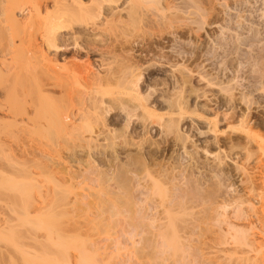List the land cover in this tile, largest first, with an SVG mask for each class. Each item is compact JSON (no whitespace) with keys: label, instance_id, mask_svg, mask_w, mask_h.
Listing matches in <instances>:
<instances>
[{"label":"rangeland","instance_id":"rangeland-1","mask_svg":"<svg viewBox=\"0 0 264 264\" xmlns=\"http://www.w3.org/2000/svg\"><path fill=\"white\" fill-rule=\"evenodd\" d=\"M2 1L6 3V1L4 0ZM193 1L192 0H146V2L143 3V1L138 0L137 2H140L139 3L140 5L138 6L136 4L137 2L135 3L136 5H134L135 10L138 9L137 12L133 10L135 13L132 11L133 15H130L129 17L127 13L125 14V12H122V14L120 15L122 17L118 16L117 14L119 19L117 18L115 14L116 18L113 17L114 23L112 22L113 24L112 29L108 30V32L106 31L107 29L102 32L100 31L101 35L98 34V38L97 37L95 38V36H93V34L95 35V32L92 29L94 28L93 24L97 22L98 19L94 18L95 19L94 21L93 18L87 17L85 15H84L85 17L82 16L83 18L82 17L79 18L78 16L75 17L76 20L77 19H80V20H77L75 23L74 21L72 22L73 24H75L74 28L78 31H81L82 35L85 32L86 36L85 34L83 36H85L84 38L87 37L85 39L87 41H84L83 39V41L79 43H84L85 47H87L89 43L90 45H88V47L96 48L99 50L101 49L100 51H102L101 53L97 51V54L96 52L93 53L92 57L99 58L100 54H105V53L107 54V56H110L111 54H115L114 56L116 57H113V55H111V57L113 58L112 60L115 61L114 62L115 64H113V66H116L115 68H118V70L119 69L122 70L124 68L122 66L126 67L128 65L127 68L128 70L129 69L130 70L128 71L126 68V71L128 72L127 74H130L131 72V74L134 75L136 72H137L136 74H138L139 72L138 78L140 79L137 78L139 81H137L138 84H137V87H135L139 91L136 89L135 90L139 92V94L143 93L146 99L148 98L146 103L144 101L145 104H147L149 101V103L147 104L148 106L150 104L152 106H155L152 109L157 114H160V116L157 115V117L158 116L160 117L159 119L161 121L159 120V122L163 125L161 126H159L158 124L156 125V122L154 126L152 124H149L150 121L148 120L147 116H145L144 119L142 118L141 121L139 120L140 122L137 119L138 116H136L135 118L132 117L131 118L132 121H128L130 123L129 124L125 120L126 111H124L123 109L124 111L123 112L122 109H120L121 110L120 112V110L118 109L120 107L117 106L118 107L117 110L115 109V111L113 110V112H111L114 116L111 113L110 114L113 117L110 114L107 116V118L112 117L110 118V121H107V123L113 122V125H111L112 123H110V125L112 126V128L110 127V129H113V128L115 129L117 127L116 130H118V133H121L122 135H124L122 136L119 134L121 137L119 136L120 138L116 142L117 149L115 148L117 152L112 148V146H109V144L112 145L111 143L108 144V147L109 148L111 147V149L109 148L106 149L107 148L106 144L108 143V141L106 144L105 142H102V144H105V147H106L105 149L107 150L106 152L105 149L102 150L103 149L102 146L99 148L101 141H98L100 142L98 143L94 141L93 139H92L93 144L86 143L87 144L86 145L84 143V146H88V145L91 146L89 147L90 149H88L87 147H78L79 148L78 149L72 146V148L69 147L70 150L67 147L65 151L64 149H62V151L56 149V151L58 152H55L54 151L55 148L52 149L50 147L51 148L50 149L48 148V146L47 147L45 146L47 149L43 147L42 149L39 150L37 145L31 143L34 137L32 139L31 137L27 138L26 140V138H23L22 135L21 136L14 135L16 137L14 138V136L11 134L13 136L12 138L11 135H7L8 133L7 134L5 132L3 134L0 133L1 141L2 140H4L3 142L7 141V144H9L10 142L12 143V144L10 143V146L6 147L5 150H4L5 147L4 148L2 147L3 149H0V167H1L0 173L3 172V174L5 175V176L4 175L2 176V173L0 175L2 176L0 178V264H75L74 262H76V259H78L79 257L80 258L78 260L80 263L76 262V264H143V263L144 264H173V263L174 264H177V263L179 264H184V263L185 264H202V263L204 264H237V262L241 264L244 261V259L242 260V262H240L241 260L238 258L240 257L241 259L245 257L252 258L254 256V253L253 252L251 253L250 252L251 250L249 251V247L246 248L247 246H244L241 243L239 247L238 246L239 241L237 239L242 237L243 235V234L241 235L242 232L243 233L245 232L246 233V234L244 233L245 236L250 235L248 238H250V241L251 240L253 241L257 232L262 229L261 228L262 223L258 219V215H259L258 213L262 210V203H261L262 201H260V198H258L255 195H257L258 193L264 192V155H263V151L261 149H260L261 151H259V148H258L259 145L264 146L263 145L264 144L263 143L264 142V0H193ZM12 2L15 3V5ZM37 2L38 0H9V3L13 4V7L10 9L16 8V13L19 16L27 15V10L24 13H22L20 8L31 10L34 8L33 6L37 4ZM122 2L124 3V0H117L116 2L117 4L114 3L112 4V6L111 5L110 6L119 7L120 5L122 6L123 4ZM52 3H53V0H48L47 6L50 8L52 6ZM12 4L10 5L8 4V8L12 6ZM110 8L108 9L110 10ZM88 18L90 20H88ZM127 18H130V19H127ZM121 21L122 22L124 21L126 24L123 23V25L124 26L127 25V27L122 26ZM7 26L6 28L8 29ZM119 26L121 27L119 28ZM122 27H124V29ZM104 29L105 28H102V30ZM113 29L114 31H111ZM91 33H92V36L90 35ZM2 40L3 39L0 35V46H1ZM103 40L104 42L101 43ZM242 40H244L243 44H240L242 43L241 42ZM244 44H246L247 46ZM81 45L83 46V44ZM250 45L251 46L254 45L253 48H251ZM225 47L226 48L229 47V49L228 48L226 49ZM253 50L254 52H252ZM73 51L74 50L72 51L68 50L66 52L67 54L68 52L70 53L66 55L67 59H72L75 56L72 54L75 52ZM22 53L24 52L22 51L21 53H19V51L16 52L14 54L13 59H11L10 56L7 57L9 58L7 59L8 60L7 62L11 63V66L9 68H5V70L3 71L6 78L4 77L5 79L3 81V77H2V80H0L2 84L0 83V85H3V86L13 85L12 87L16 88L17 85L15 86V84H17V81H16L17 78L14 76L16 74H17V77L20 83L21 76L19 78V75L24 76V73L26 72L25 64H23L25 63V61L23 62V60L25 59L22 58L23 56V55L21 56ZM79 56L83 57V59H86L84 54H81ZM23 57L25 58V54ZM114 58L116 60H114ZM1 62L2 61L0 58V69L1 68L3 69L4 66L3 64H1ZM116 62L118 63V65ZM124 62L127 64L125 65ZM131 62L133 65L131 64ZM119 64H121L122 66L121 65L119 66ZM23 65H24V68H22ZM132 66L135 68H132ZM34 72L32 74H35ZM183 73L187 74L188 76L185 74L184 75L186 77L182 76ZM25 74L27 75V72ZM28 74H30L29 70H28ZM204 75H207L205 76L206 78H204ZM12 76L14 80L13 78H11ZM127 77L129 78L131 77V75L130 76L126 75V78ZM182 77L188 78L189 81L185 79L188 83L185 80L182 81L181 80ZM232 79H235V80H232ZM133 80L136 81V77ZM13 81H16V83ZM209 81H212V82H209ZM32 82L33 81H31L30 84H32ZM182 82H186V85L185 83L182 84ZM208 83H211L209 84L210 86L208 85ZM180 84L184 85L183 88L186 86L184 90L180 86ZM229 84H231V87L229 86ZM18 87L19 86H17V88ZM226 87L229 88V90L230 89L232 90V91L230 90L231 98H233L231 100L230 98H228L230 94H229V90L228 89L226 90ZM80 88L82 90L84 89L82 87H79L78 89ZM177 88L178 89L181 88V89L178 90ZM223 89H225L227 93ZM2 92L3 90L0 87V99L1 100H2L1 96L3 95ZM87 92H89V89H87ZM77 97L78 96H76L75 98ZM163 99H164V102H162ZM177 99L178 101L179 99H181L180 100L181 102L183 100V102H185L184 104H186L185 107H187V111H186L187 113L184 112L183 115L179 114L180 117L177 116L178 112L175 113V111L172 110L174 108L170 107L172 106V104H174L175 100L177 101ZM186 100H188L187 103L189 102L188 106H187ZM166 101L168 102V104H166ZM229 101H232V103ZM201 102L202 104H204L203 106H201L202 105ZM228 102L230 103V105ZM207 107L209 109L211 108V110L207 109ZM220 107L222 110L221 109L219 110ZM226 107L228 109L230 108L231 110L233 109L232 111H234L233 113L235 114L231 113L232 111H230V109H229L230 113H228V115L222 114V112L224 111ZM227 108L225 110H227ZM205 110H207V112ZM2 111L3 110H0V116L3 113ZM214 112L215 113L217 112V114H215ZM172 113H173V121H175V123H176V120L178 119L177 124H176L177 126H175L174 122L172 123L174 130L172 129V127L168 128L170 126L168 125L169 124L168 120L171 118ZM139 114H142V113H139ZM242 114L244 116H242ZM215 116L217 117L215 118ZM134 119H137V120H134ZM107 120H109V118ZM145 120H146L145 125L142 126ZM212 120L213 121L215 120V121L213 122ZM123 121L126 124H128V126H131V128L133 126L135 128L133 127V129L131 130V128H129L128 126H127L128 129L126 127H123V123H122ZM246 121H247V124H246ZM164 124L167 126H165ZM149 125H152V126L149 127ZM242 125L243 127H241ZM144 127L146 130H144ZM146 127L148 128L149 131H154V132L152 133L149 132ZM142 128L144 131L142 130ZM121 129H122V132H121ZM132 131L135 134L136 133L138 135L140 134V136H138L137 134H136L137 136L135 134H132ZM130 134L134 137H132ZM181 134H183L184 136L183 135L181 136ZM85 136L86 138L89 139L90 133H86ZM128 136H129V139H128ZM35 138H36L34 139L35 143L36 142L38 143L39 141H42V143L44 141L45 143L47 140L49 141V140L55 139V136L52 135L50 132L49 133L45 132V134L42 133L40 135L35 136ZM72 138L69 139L68 141L71 140L74 142L75 139L73 138L74 139L73 140ZM29 139L32 141H30ZM25 140L27 143L25 142ZM92 140H90L91 143H92ZM127 141L128 142L131 141L130 144H128ZM78 142L76 144L79 145L80 143ZM261 142L262 144H259ZM31 144L33 146L35 145L36 147L32 148ZM114 146L115 145H113V147ZM123 147L124 148L126 147V148L124 149ZM7 148H10V149H7ZM34 148L38 149L36 150L35 153H37L38 151L39 152L41 151V153L44 152L43 154L47 153L51 155L50 158L47 160L49 156L46 154L47 158L45 159V155L43 156L40 153L42 157H44L45 159L44 162L43 160L42 161L40 160L41 162H43L42 165L46 166L48 162L50 165V162L55 164L56 162L58 163L59 161H65L70 165L72 164L71 166H74L73 167L74 171L80 174H83L85 177L89 175L92 178L93 176V178L91 179L88 176L87 178H90L88 180L86 179L88 182L85 180L84 183L82 184H80L82 182V179L80 178L81 182L79 181L80 182L79 185H77L78 184L77 183L73 187L76 186L77 188H80V187L81 188L80 189H77L76 187L75 188L72 187L73 189L70 188V191L72 189L71 192L70 191L65 192L68 195L63 194L64 189L62 187H60L61 189L58 187L60 183H58L53 178L51 179L48 178L49 176L44 177V178L42 177L37 178L35 179L36 181L34 179H32L31 181L30 177L29 178L27 177L28 178L27 180H26V177L19 178L20 175L16 177V179H13L12 177L14 176H10L9 174L14 173V171H16L19 165H20L19 168L21 169L23 168V166H25L23 165L22 161L24 162L26 158L27 160L30 158V156L29 157L27 156L28 154L30 155V152L31 154H35L33 153ZM101 152L104 155L101 154ZM144 153L146 155L148 154V156H146ZM143 154H144V158L148 161L152 157V160H153L152 162L154 163H152L151 161L150 163L153 164V167L155 169H157V167L160 168V166H163L164 169H166L165 171H167V169L169 168L170 172H172L169 174H174L176 172L174 174L176 175L178 172L179 175L177 174L176 176L183 175L185 178L181 176L180 177L181 179L177 177L180 180H176L177 178L174 180V181H177L179 185L180 183L181 184H183V182L185 183L183 184L184 185L183 187L178 186L179 188L181 187L180 189H186V188L188 189V187L190 188L191 186L192 187L190 189L196 187L195 188L196 190L193 189L195 192L193 191L192 196L190 197L191 198L190 201L188 200L190 203L188 202L189 206H187V210L190 207L189 208L190 211H187L186 213V210L182 211L181 209V214H179V215H182L185 213V215L187 216L185 215L180 216V218L178 219L175 216L176 217L175 219L178 220L176 222V225L177 223H179L177 225L178 227L176 226V228H162V229L156 228V225L158 223H156L155 225L153 224L154 226H150V225L148 226L146 222L147 223L151 222V219L150 221L146 220L145 217L147 216V214L144 215L145 212H148V211H142V210L137 211L140 213H144L143 215L145 217H142L141 216L142 214H137V212L135 211L136 216L138 218H136V216L134 217V214H135L134 212L127 213L126 215H123L125 219L122 217V215L119 216V215H116V213H113L112 211L110 212V208L114 207V205L113 206L110 205V204H114L113 203L114 199L112 198L113 199L112 200L109 196H104L101 193V191H99L100 187L98 185H95L96 182L94 181L99 180L97 179V178H100L98 176V173L100 172L101 168H103V164H104L103 171L108 170L106 171L108 173L107 176L110 177L111 173L112 175H114L113 172L115 170L116 165L121 166V167L124 166L121 169L126 171L125 167L129 168L130 167V166L128 167V165H130L129 163L137 162V160L139 159V156L143 157ZM25 155H26V158H25ZM101 155L105 156V158L103 157L102 159ZM137 155L138 157H136ZM114 156H116V158L119 157L118 158L119 160L114 158ZM129 156L130 157L132 156V158L135 156L137 159H135L134 157L131 161ZM128 158L130 159V162L127 161L129 160ZM144 158H141V159L144 160ZM100 159L106 162L103 163ZM108 159L109 161H107ZM113 159L115 160V162ZM133 160H136V161H133ZM126 161L129 162V163H126L127 166L125 164ZM233 161H235V163ZM44 163H46V165ZM117 163H119V165ZM132 163L131 165L134 164ZM106 164L108 165L107 167H106ZM113 164L114 166H112ZM178 164L181 167H179ZM110 165L111 167H109ZM117 166H116V169H117L116 171H118L117 173H121L122 171L119 172L120 168ZM151 168H152V165H151ZM170 168H173V169H170ZM238 168L240 169L238 170ZM98 169H100L99 172H98ZM169 170L167 171V173L169 172ZM172 170L174 171L176 170V171L173 172ZM106 172L105 174H107ZM180 172H181V175H180ZM7 173H8V176H7ZM22 175L23 174H21V176ZM112 175L111 177H113ZM187 175L190 177H186ZM9 176L12 180L8 179ZM2 178H5V179H2ZM182 178L184 180H182ZM188 178H190L191 180ZM193 179L194 181H192ZM16 180L18 182H16ZM174 181L172 183H174ZM251 182L254 185H252ZM111 183H110L111 185L114 184V182H111ZM11 184L13 186L16 184L14 186L15 189L13 186H10ZM178 184H170V186L172 185L171 187H173L174 185L176 187L175 188L173 187V188L176 189ZM251 187H253V191H251L252 190ZM10 189L12 190V192H10L11 191ZM16 189L18 190L16 191ZM180 189H177L175 191L179 193L180 191L178 190ZM53 190H55V192ZM57 190L60 191L61 193L59 194ZM260 190H262V192H260ZM50 192H54V194L57 192L58 194L56 193L57 195H54L53 193H50ZM173 192L174 190L172 191L168 187L167 191L165 190L164 193H161V195L159 196H162L166 199V195H168L169 197V195L171 196V194L174 195L175 193H177V192H174V193ZM45 194H47L48 196L50 195V197L46 196ZM198 194L200 195L198 196ZM63 195H65L64 198H63ZM82 195L84 196V198ZM99 195L100 196L102 195V196L100 197ZM159 196L158 197L156 196L155 199L156 198L161 199V197ZM194 197L195 198L197 197L199 201H197V199L194 200L195 199ZM44 199H45V205L43 206L44 209L42 210V212L44 211V214L42 213L41 216L40 215L35 216L34 215L35 213L37 214L40 213L38 210V207L36 208V206L40 205L39 202L43 201ZM48 200L51 203H49ZM213 200L216 202H214ZM61 202L62 204L60 205ZM104 203L106 204L108 203L107 206ZM141 204H142L141 205L142 207L143 203ZM210 204L213 207V209L210 206ZM46 205L48 206L46 207ZM137 206L139 205H136V207ZM193 207L194 209H192ZM250 207H253L254 210L253 208L251 209ZM99 209H102L103 212L105 211L104 215L102 213V210H99ZM225 209L227 210L225 211ZM32 210L33 212L34 211L35 212L33 213ZM240 210H243L242 212L244 214L241 213ZM250 210L253 212H251ZM100 211L103 216L101 215L99 217L98 215H100ZM207 211H208V214H211V216L206 215ZM254 211H256L257 215L254 214L255 213ZM67 212L70 214H67ZM97 212H98V215H97ZM238 212L241 213V216H242L241 218L237 217ZM213 213H216V214H213ZM219 213L221 214V216ZM27 214L28 216L29 215L30 216L28 217ZM65 214H67V216ZM150 214H152V212ZM253 214L254 216L252 217ZM69 215H71L70 217L72 218H70ZM179 215L177 216L179 217ZM188 215L190 216L188 217ZM73 217L76 219L79 218L78 221L74 219ZM129 217L132 218L131 221L128 220ZM133 217L136 218V221L140 217L138 221H140L139 222L140 224L142 223L141 227L133 228L132 226L133 223H136ZM185 217H187L188 219H186ZM149 218H151V216ZM71 220L72 221L74 220L73 224ZM75 221L77 223L79 222L78 223L79 225L75 224L76 223ZM124 221L125 222L127 221V223L130 222L129 224H131L130 225L131 228L128 226L127 223H124ZM138 221H137V224H139ZM205 221L206 222L209 221L211 223L207 224L205 223ZM220 221L222 222V224ZM80 223H82V226ZM199 223L200 224L203 223V225L201 226L199 225ZM75 225H77V227L78 226H81V227L74 228ZM71 226L73 228H71ZM232 226L234 228H232ZM148 229L150 230V232ZM159 232H162V233L159 234ZM162 234L164 235V240H161L163 239L161 238ZM173 234L174 235L177 234L178 236L174 237ZM152 235L156 237L154 238ZM157 235H160V236H157ZM237 236L239 237L237 238ZM172 237H173L172 239L173 241L171 240ZM177 237L179 238V240ZM257 237L258 236H256L255 238ZM235 240H237L236 243L235 242L233 243L232 241H235ZM222 241H225V242H222ZM156 242H157V245H156ZM176 244H177V248L175 247ZM224 244H226V246ZM182 245L184 246L182 247ZM94 248H97V250ZM98 250H101L99 251L101 253H98ZM195 250L197 251L195 252ZM192 251L193 253H191ZM241 252H242V255H241ZM196 254H198L199 256V257L197 256L198 261H196L197 259ZM192 257H194L195 259Z\"/></svg>","mask_w":264,"mask_h":264},{"label":"bare ground","instance_id":"bare-ground-1","mask_svg":"<svg viewBox=\"0 0 264 264\" xmlns=\"http://www.w3.org/2000/svg\"><path fill=\"white\" fill-rule=\"evenodd\" d=\"M6 1L3 2L1 0V4H0V35L2 37V43H1V46H0V58H1V64H3L4 68L0 69V77L2 80V77H3V81L4 79L6 78L5 75H4V70L5 68H9L11 66V63H8L7 58L8 56H10L11 59H13L14 57V54L16 52L19 51V53L24 52L21 54V56L25 54V58L22 56L23 59V62L25 61V69H26V72H27V75L24 73V76L23 75H19V78L21 76V79H20V83H19V80H18V77H17V74L14 75L16 78H17V84L16 81H13L15 82V86H19L17 88L15 87H12L11 85H0V87L2 88L3 90V95L1 96L2 97V100L0 101V110H3L2 112V115L0 116V133H8L7 135H18V136H21L23 138H30L31 139L37 135H40V134H45V132H50L52 135L55 136V139H52V140H47L45 143L43 141H39L37 144L35 143L34 139L30 140L32 141L31 143L32 144H35L38 146V149H42L43 147L46 148L48 146V148H55V152H58L56 151L57 150H61L64 149H69V147L72 148V146L75 148H78V147H87L88 149H90L89 147L91 146H84V143H90V144H93V140L98 142V141H101V144L99 146V148L102 146V150H104L106 147H105V144L107 145V148L108 149V144L111 143L112 145L109 144V146H112V148L115 150L116 148V142L117 140L121 137L120 135H122L121 133H118V130H116V128L114 129H110V127L112 128L111 125H113V122H110L112 123L110 125V123L108 124L107 121H110V118H112L114 115L111 113L113 112V110L115 111V109L117 110L118 108L119 110L124 109V111H126V121L127 123H129L128 121H132L131 118L132 117H137L138 121L143 118L145 116H147L149 124H152L154 126L155 122H156V125L158 124L159 126L163 125L159 122V116L160 114H157L156 112L153 111L152 108H154L155 106H151L145 104L147 102V99L144 97L145 95H143V93H140L137 92L136 90H138L137 88V81H139L138 78L139 76V72L138 74H134L132 75L131 72L130 74H127L128 72L126 71V68L128 67V65L125 67V66H122L121 64H119V66L121 65L122 67L124 68L122 70H118V68H115L116 66H113V64H115L111 57V55H113V57H116L114 56L115 54H111L110 56H107V54H100L99 58H94L92 57V54L96 52L97 54V51H99L100 53L102 51H100L99 49H96V48H90L88 47V45H90L88 43L87 47H85L84 43H79V42H82L83 39L84 41H87L85 40L86 38H84L86 36L85 32V36H83L81 34V31H78L74 28L75 24H73L72 22L74 21V23L77 21V20H80V19H77L76 20V16H78L79 18L82 17V16H87V17H90V18H95V19H98L97 22H95L93 24L94 28L93 31L95 32V35L93 34V36H95V38L97 37L98 38V34L101 35V32L102 31H106L108 32V30L112 29V22L114 23V19L113 17L116 18L117 14L118 16H120L122 14V12H125V14L127 13L128 17L130 15H133L132 13L134 12L133 10H135L134 8V5H140L139 3L140 2H137L136 0H124V3L122 4V6L120 5L119 7H111L112 4H117V0H53V3H52V6L49 8L47 6V2L48 0H38L37 4H35L33 7V9L31 10H28V9H25V8H20V10L22 11V13H24L26 10H27V15L26 16H19L17 13H16V8L15 9H10L13 7V4L15 5V3H9V0H4ZM144 2H146V0H141ZM193 1V0H192ZM11 2V1H10ZM137 2V3H136ZM151 2V1H150ZM194 2V1H193ZM197 2V1H196ZM5 3V4H4ZM46 3V5H45ZM136 3V4H135ZM142 3V2H141ZM142 3V4H143ZM149 3V2H148ZM147 3V4H148ZM158 3V2H157ZM156 3V4H157ZM8 4H12V6H10L8 8ZM146 4V3H145ZM151 4V3H150ZM18 5V4H17ZM16 5V6H17ZM111 5V6H110ZM126 5V6H125ZM188 5V4H187ZM222 5V4H221ZM108 6V7H107ZM125 6V7H124ZM148 6V5H147ZM197 6V5H196ZM24 7V6H23ZM111 7V8H110ZM122 7V8H121ZM110 8V10L108 9ZM134 8V9H133ZM139 8V7H138ZM18 9V8H17ZM147 9V8H145ZM109 10V11H108ZM138 9H136L135 11L137 12ZM142 10V9H141ZM133 11V12H132ZM135 13V12H134ZM116 14V16H115ZM84 16V17H85ZM117 16V18H118ZM122 17V16H120ZM75 18V19H74ZM83 18V17H82ZM81 18V19H82ZM126 18V17H125ZM74 19V20H73ZM94 19V21H95ZM119 19V18H118ZM123 19V18H122ZM127 19H130V18H127ZM88 20H90L88 18ZM121 20V19H120ZM92 21V20H91ZM122 22V21H121ZM242 22V21H241ZM93 23V22H92ZM119 23V22H118ZM123 23H125L124 21L122 22V26ZM126 24V23H125ZM8 27V29L6 28V26ZM116 25V24H115ZM243 26V25H242ZM121 26H119L120 28ZM124 27H127L124 26ZM124 27H122L124 29ZM102 28H105L104 30H102ZM114 28V27H113ZM117 28V27H116ZM115 28V29H116ZM122 29V30H123ZM119 30V29H118ZM121 30V29H120ZM8 31V32H7ZM101 31V32H100ZM111 31H114L111 30ZM124 31V30H123ZM100 32V33H99ZM87 33V32H86ZM89 33V32H88ZM112 33V32H111ZM110 33V34H111ZM92 36V33L90 34ZM100 37V36H99ZM90 39V38H89ZM102 39V38H101ZM237 39V38H236ZM241 39V38H240ZM81 40V41H79ZM99 40V39H98ZM239 40V39H238ZM248 40V39H247ZM89 41V40H88ZM243 41L242 40L240 44H243ZM94 42V41H93ZM104 40L101 42L103 43ZM227 42V41H226ZM237 42V40H236ZM249 42V41H248ZM91 43V42H90ZM113 43V42H111ZM118 43V42H117ZM148 43V42H147ZM255 43V42H254ZM253 43V44H254ZM83 44V46L81 45ZM94 44V43H93ZM230 44V43H229ZM235 44V43H234ZM101 45V44H99ZM111 45V44H110ZM148 45V44H147ZM224 45V44H223ZM246 45V44H244ZM249 45V44H248ZM114 46V45H113ZM143 46V45H142ZM226 46V45H225ZM230 46V45H229ZM232 46V45H231ZM236 46V45H235ZM242 46V45H241ZM247 46V45H246ZM251 46V45H250ZM254 46V45H253ZM253 46H251V48H253ZM98 47V46H97ZM106 47V46H104ZM238 47V46H237ZM249 47V46H248ZM145 48V47H144ZM152 48V47H151ZM226 48V47H225ZM229 49V47H227ZM226 48V49H227ZM234 48V47H233ZM21 49V50H20ZM23 49V50H22ZM110 49V48H109ZM112 49V48H111ZM231 49V48H230ZM237 49V48H236ZM68 50H74L72 53L73 55H75L72 59H67V56L68 54H70L68 52V54L66 53ZM104 50V49H103ZM252 50V49H251ZM250 50V51H251ZM82 51V53H81ZM237 51V50H236ZM111 52V51H110ZM109 52V53H110ZM154 52V51H153ZM161 52V51H160ZM254 52V50L252 51ZM104 53V52H103ZM112 53V52H111ZM232 53V52H231ZM81 54H84L85 58L86 59H83V57L79 56ZM154 54V53H153ZM228 54V52H227ZM237 54V53H236ZM120 56V55H119ZM235 57V56H234ZM251 57V56H250ZM133 58V57H132ZM166 58V57H165ZM255 58V57H253ZM124 59V58H123ZM167 59V58H166ZM114 60H116L114 58ZM165 60V59H164ZM254 60V59H253ZM121 61V60H120ZM124 61V60H123ZM169 62V61H168ZM117 63V62H116ZM125 63V62H124ZM123 63V64H124ZM129 63V61H128ZM127 63H125L126 65ZM132 64V62H131ZM185 64V63H184ZM118 65V63H117ZM133 65V64H132ZM135 66V64H134ZM118 67V66H117ZM24 68V65L23 67ZM30 71V74H28V70ZM32 70H30V69ZM120 68V67H119ZM132 68H135L132 66ZM131 68V69H132ZM185 68V67H184ZM24 69V70H25ZM103 70V71H102ZM128 70V68H127ZM130 70V69H129ZM128 70V71H129ZM35 71V72H34ZM183 71V70H182ZM35 73V74H32V73ZM141 72V71H140ZM192 72V71H191ZM190 72V73H191ZM208 72V71H207ZM206 72V73H207ZM134 73V72H132ZM187 73V72H186ZM205 73V72H204ZM183 73L182 76L186 77L185 74ZM194 74V73H193ZM209 74V73H208ZM207 74V75H208ZM30 75V76H29ZM126 75L127 76H130L131 77H127L126 78ZM142 75V74H141ZM197 75V74H196ZM200 75V74H199ZM207 75H204V78H206L205 76ZM210 75V74H209ZM26 76V78H25ZM42 76V78H41ZM188 76V75H187ZM201 76V75H200ZM5 77V78H4ZM23 77V78H22ZM30 79H29V78ZM134 77V78H133ZM136 77V81L133 80L135 79ZM182 77L181 80L184 81L185 79L188 80V78H184ZM191 77V76H190ZM202 77V76H201ZM13 78V76L11 77ZM33 78V80H32ZM126 78V79H125ZM138 78V79H137ZM203 78V77H202ZM201 78V79H202ZM24 79V80H23ZM125 79V80H124ZM198 79V78H197ZM14 80V78H13ZM32 84L31 83V81ZM180 80V82H181ZM191 80V79H190ZM203 80V79H202ZM232 80H235V79H232ZM6 81V80H5ZM22 81V82H21ZM186 81V80H185ZM186 81V82H187ZM200 81V80H199ZM207 81V80H206ZM124 82V83H123ZM186 82H182V84L185 83L186 85ZM208 82V81H207ZM209 82H212V81H209ZM1 83V82H0ZM19 83V84H18ZM124 87H123V85ZM188 83V82H187ZM190 83V82H189ZM236 83V81H235ZM2 84V83H1ZM4 84V82H3ZM6 84V82H5ZM13 84V83H12ZM211 84V83H208V85ZM213 84V83H212ZM126 85V86H125ZM180 86L183 88L184 85H181ZM193 86V85H192ZM210 86V85H209ZM229 86L231 87V84H229ZM79 87H82L84 88L83 90L81 89H78ZM134 87V89H133ZM178 87V86H177ZM186 87V86H185ZM185 87L183 88V90L185 89ZM150 88V87H149ZM78 89V90H77ZM87 89H89V92H87ZM136 89V90H135ZM178 89V88H177ZM176 89V90H177ZM181 89V88H179ZM178 89V90H179ZM193 89V88H191ZM190 89V90H191ZM229 90V88L226 87V90ZM235 89V88H234ZM80 90V91H79ZM135 90V92H134ZM225 90V89H223ZM225 90V91H226ZM231 90V89H230ZM229 90V97L230 100L233 99L231 98V91ZM83 91V92H81ZM139 91V90H138ZM152 91V89H151ZM174 91V90H173ZM182 91V90H181ZM193 91V90H192ZM183 92V91H182ZM180 92V93H182ZM194 92V91H193ZM223 92V91H222ZM80 93V94H79ZM188 93V92H187ZM192 93V92H191ZM196 93V91H195ZM199 93V92H198ZM203 93V91H202ZM227 93V91H226ZM233 93V92H232ZM80 96H79V95ZM142 94V96H141ZM163 95V94H162ZM165 95V94H164ZM182 95V94H181ZM189 95V94H188ZM202 95V94H201ZM76 96H78L77 98H75ZM147 96V95H146ZM194 96V95H193ZM242 96V95H241ZM148 97V96H147ZM182 97V96H181ZM201 97V96H200ZM205 97V96H204ZM233 97V96H232ZM243 97V96H242ZM150 98V97H149ZM164 98V97H163ZM184 98V97H183ZM198 98V97H197ZM202 98V97H201ZM145 99V100H144ZM189 99V98H188ZM206 99V98H204ZM212 99V98H211ZM181 99H177V101L175 100L174 104H172V106L170 107H173L175 111V113L178 112L177 116L180 117V115H183L184 112L187 111V107H185L186 104H184L185 102H182L180 101ZM197 100V99H196ZM225 100V99H224ZM243 100V98H242ZM145 101V103H144ZM185 101V100H184ZM188 100H186V103H187ZM195 101V100H194ZM210 101V99H209ZM233 101V100H232ZM232 101H229L232 103ZM162 102H164V99L162 100ZM223 102V101H222ZM228 102V103H229ZM234 102V101H233ZM236 102V101H235ZM239 102V101H238ZM237 102V103H238ZM173 103V102H172ZM189 103V102H188ZM188 103H187V106H188ZM211 103V101H210ZM217 103V101H216ZM242 103V101H241ZM166 104H168V102L166 101ZM194 104V103H193ZM202 104V102H201ZM207 104V103H206ZM226 104V103H225ZM155 105V104H154ZM174 105V106H173ZM204 104H202L201 106H203ZM227 105V104H226ZM230 105V103H229ZM240 105V104H239ZM118 106V107H117ZM194 106V105H193ZM200 106V104H199ZM198 106V107H199ZM205 107V106H204ZM216 107V106H215ZM222 107V106H221ZM221 107L219 108V110L221 109ZM224 107V106H223ZM202 108V107H201ZM227 108V107H226ZM225 108V109H226ZM196 109V108H195ZM207 109H209L207 107ZM224 109V113L222 112V114L224 115H228V113H230V111H232L230 108V111L229 109L227 108V110ZM236 109V108H235ZM234 109V110H235ZM156 110V109H155ZM192 110V109H191ZM211 110V108L209 109ZM218 110V109H217ZM222 110V109H221ZM123 111V112H124ZM171 111V110H170ZM173 111V113H174ZM189 111V110H188ZM193 111V110H192ZM207 112V110H205ZM121 112V110H120ZM191 112V111H190ZM200 112V111H199ZM211 112V111H210ZM234 111H232L231 113H233ZM113 115H111V114ZM139 113H142V114H139ZM156 113V114H155ZM171 113V112H170ZM169 113V114H170ZM173 113L171 115V118L167 121L168 125H170L168 128L172 127L173 129V122L175 124V126H177V120H176V123L175 121H173ZM187 113V112H186ZM194 113V112H192ZM196 113V111H195ZM209 113V112H208ZM213 113V112H212ZM215 113V112H214ZM219 113V111H218ZM239 113V112H238ZM237 113V114H238ZM111 115L112 117H108L109 120H107V116L108 115ZM180 114V115H179ZM203 114V113H202ZM217 114V112L215 113ZM221 114V115H222ZM235 114V113H233ZM240 114V113H239ZM248 114V113H246ZM245 114V115H246ZM157 115H159L157 117ZM163 115V114H162ZM118 116V114H117ZM122 116V115H121ZM242 116H244L242 114ZM241 116V117H242ZM247 116V115H246ZM141 117V118H140ZM217 116H215L216 118ZM219 117V116H218ZM240 117V116H239ZM140 118V119H139ZM145 118V119H147ZM182 118V116H181ZM246 118V117H245ZM244 118V119H245ZM114 119V118H113ZM116 119V118H115ZM121 119V117H120ZM123 119V118H122ZM137 119H134V120H137ZM176 119V118H175ZM124 120V121H125ZM133 120V121H134ZM180 120V119H179ZM122 122L123 123V127H126L128 126V124H126L125 122ZM139 121V122H140ZM143 121V120H142ZM161 121V120H160ZM181 121V120H180ZM213 121V120H212ZM215 121V120H214ZM213 121V122H214ZM241 121V120H240ZM249 121V120H248ZM136 122V121H135ZM134 122V123H135ZM138 122V123H139ZM145 122L146 120L143 122L142 126L145 125ZM118 123V122H117ZM125 123V124H124ZM132 123V122H131ZM179 123V122H178ZM242 123V122H241ZM130 124V123H129ZM137 124V123H136ZM218 124V123H217ZM246 124H247V121H246ZM125 125V126H124ZM132 125V124H131ZM139 125V124H138ZM148 125V124H147ZM152 125H149L152 126ZM165 125V124H164ZM211 125V124H210ZM214 125V124H213ZM244 125V124H243ZM243 125L241 127H243ZM141 126V125H140ZM141 126V127H142ZM167 126V125H165ZM179 126V124H178ZM217 126V125H216ZM246 126V125H245ZM249 126V125H248ZM129 128H131V126H128ZM134 127V126H133ZM133 127L131 128V130L133 129ZM148 127V126H147ZM146 127V128H147ZM148 127V128H149ZM240 127V126H239ZM135 128V127H134ZM140 128V127H139ZM147 128V130H148ZM165 128V127H163ZM175 128V127H174ZM125 129V128H124ZM128 129V128H127ZM207 129V128H206ZM209 129V128H208ZM212 129V127H211ZM244 129V128H243ZM135 130V129H134ZM137 130V129H136ZM143 130V128H142ZM144 130L145 127H144ZM143 130V131H144ZM169 130V129H168ZM171 130V129H170ZM174 130V129H173ZM177 130V129H176ZM125 131V130H124ZM139 131V130H138ZM149 131V130H148ZM147 131V132H148ZM211 131V130H210ZM250 131V130H249ZM248 131V132H249ZM120 132V131H119ZM121 132H122V129H121ZM128 132V131H127ZM149 132H154V131H149ZM174 132V131H173ZM40 133V134H39ZM86 133H90V138H86L85 134ZM118 133V134H117ZM129 133V132H128ZM145 133V132H144ZM178 133V132H177ZM120 134V135H119ZM125 134V133H123ZM132 134H135L133 133L132 131ZM137 134V133H136ZM135 134V135H136ZM150 134V133H149ZM169 134V133H168ZM180 134V133H179ZM11 135V136H12ZM89 135V134H88ZM127 135V134H126ZM131 135V134H130ZM129 135V136H130ZM138 135V134H137ZM136 135V136H137ZM166 135V134H165ZM183 134H181L182 136ZM12 136V138H13ZM25 136V137H24ZM120 136V137H119ZM124 136V135H122ZM129 136H128V139H129ZM132 136V135H131ZM135 136V137H136ZM140 136V134L138 135ZM184 136V135H183ZM10 137V136H9ZM75 139H73V138ZM134 137V136H132ZM146 137V136H145ZM14 138H16L14 136ZM48 138V137H47ZM73 139V141H68L69 139ZM86 138V139H85ZM123 138V137H122ZM125 138V137H124ZM138 138V137H137ZM181 138V137H180ZM258 138V137H257ZM9 139V138H8ZM88 139V140H87ZM93 139V140H92ZM131 139V138H130ZM185 139V137H184ZM187 139V138H186ZM250 139V138H248ZM25 140V142H26ZM77 140V141H76ZM92 140V143L91 141ZM125 140V139H124ZM258 140V139H257ZM4 140L1 141L0 139V149H3L4 147V150L6 149V147L10 146V143L7 144V141L6 142H3ZM10 141V140H9ZM18 141V139H17ZM79 141V142H78ZM129 141V140H128ZM127 141V142H128ZM133 141V140H132ZM154 141V140H153ZM251 141V140H250ZM13 142V141H12ZM21 142V141H20ZM29 142V141H28ZM80 143L79 145L76 144V143ZM95 142V143H96ZM102 142H105V144H102ZM119 142V141H118ZM121 142V141H120ZM124 142V141H123ZM126 142V143H127ZM131 142V141H130ZM130 142H128V144H130ZM157 142V141H156ZM5 143V145H4ZM24 143V142H23ZM27 143V142H26ZM71 143V144H70ZM100 143V142H98ZM125 143V142H124ZM160 143V142H159ZM184 143V142H183ZM249 143V142H248ZM264 143V142H263ZM7 144V146H6ZM12 144V143H11ZM21 144V143H20ZM31 144V145H32ZM119 144V143H118ZM134 144V143H132ZM251 144V142H250ZM259 144H262L259 143ZM29 145V146H31ZM31 146L32 148L33 147H36V146ZM87 145V144H86ZM113 145H115L113 147ZM120 145V144H119ZM118 145V146H119ZM264 145V144H263ZM12 146V145H11ZM24 146V145H23ZM46 146V147H45ZM96 146V145H95ZM121 146V145H120ZM125 146V145H124ZM132 146V145H131ZM137 146V145H136ZM158 146V145H157ZM160 146V145H159ZM260 146V145H259ZM259 148V151H263V155H264V146H260ZM3 147V148H2ZM13 147V146H12ZM97 147V146H96ZM141 147V145H140ZM26 148V147H25ZM50 148V149H51ZM124 148V147H123ZM126 148V147H125ZM124 148V149H125ZM143 148V147H142ZM7 149H10V148H7ZM31 149V148H30ZM38 149H35L34 148V152H36V150ZM47 149V148H46ZM45 149V150H46ZM79 149V148H78ZM84 149V148H83ZM105 149V151L107 152V150ZM111 149V147L109 148ZM112 149V150H113ZM117 149V148H116ZM120 149V148H119ZM140 149V148H139ZM144 149V148H143ZM261 149V150H260ZM43 150V151H45ZM70 150V149H69ZM96 150V149H95ZM31 151V150H30ZM104 151V152H105ZM117 152V150H115ZM127 151V150H126ZM124 151V152H126ZM146 151V150H145ZM258 151V150H257ZM2 152V150H1ZM27 152V151H26ZM39 152V151H38ZM37 152V153H38ZM78 152V151H77ZM89 152V151H88ZM100 152V151H99ZM105 152V153H106ZM115 152V153H116ZM31 154L30 152V155L28 154L27 156L30 158L27 160L26 158V155H25V160L24 162L22 161L23 165V168H19V167L16 169V171H14V173H10L9 175L10 176H14L12 177L13 179H16V177H18L19 175V178H25L26 177V180L30 177L31 181L32 179H37V178H44V177H48V178H53L55 179L59 184V188L62 187L64 189V192L63 194L65 195H68L66 194L65 192H68L70 191V188H72L74 185H79V183L81 182L80 181V178L82 179V183H84V181L87 179H90L91 176H89L90 178H87L85 177L83 174H80L76 171L73 170V167L74 166H71L70 164H68L67 162L65 161H59L58 163L56 162L55 164H53L52 162H50V165H49V162L47 163H44L46 166L42 165V163L44 162V160L47 158V155L49 156L47 158V160L50 158L51 155L45 153H41V151L37 154ZM44 156L45 155V159L44 157H42V155ZM138 153V152H137ZM252 153V151H251ZM27 154V153H26ZM47 154V155H46ZM101 154H103L101 152ZM107 154V153H106ZM117 154V153H116ZM126 154V153H125ZM139 154V153H138ZM145 154V153H144ZM144 154H143V157L139 156V159L137 160V162H131L133 165H131L130 162V159L132 161V159L135 157L132 158V156L130 157L129 156V162H125L126 163H129L130 165H128L129 168L125 167L126 171H124L123 169H121L122 167L124 166H117L119 167V172L121 173H117L118 171H116V166H115V170L113 172L114 175H111L113 177H110L107 176L108 173L106 171L108 170H105L103 171V168H104V164H103V168L98 169V172L100 170V172L98 173V176L100 178H97L99 179L98 181H94L96 182L95 185H98L100 188H99V191H101V193L104 195V196H109L111 199L113 198L114 199V204H110V205H114V207L110 208V212L112 211L113 213H116V215H119L124 218L123 215H126L127 213H135L134 214V217L136 216V212L139 211V210H142V211H150L149 214L152 212V214H148V212H145L144 213H140V212H137V214H142L141 216L142 217H145L144 215L147 214V216L145 217L146 220L150 221L151 219V222H146V224L149 226H154L156 223H158L156 225V228H176V226L179 224L177 223L176 225V222L178 221L177 219L180 218V216H184V214L182 215H179L181 214V209L182 211H185L186 210V213L187 211H190V207L188 208L187 210V206H189L188 204L190 203V197L192 196V193H193V189H195L196 187L190 189L188 187V189H180L178 186H184L183 184H185L183 182V184L180 183V185L178 184L177 181H174L177 177H181L183 175H181V172H180V175L181 176H176L174 175L176 172V170H172L173 172H175L174 174H169V173H172L170 172L169 168L167 169V171L169 170V172L167 173V171H165L166 169H164L163 166H160V168H158L157 166V169H155L153 167V164L150 163V161L152 162V157L151 159L148 161L144 158ZM151 154V153H150ZM153 154V153H152ZM259 154V153H258ZM104 155V154H103ZM140 155V154H139ZM146 155V154H145ZM190 155V154H189ZM58 156V154H57ZM80 156V155H79ZM118 156V155H116ZM116 156H114V158H116ZM148 156V154L146 155ZM102 159L103 157L105 158V156H102ZM128 157V156H127ZM138 157V155L136 156ZM135 157V159H137ZM150 157V156H149ZM148 157V158H149ZM248 157V156H247ZM258 157V156H257ZM263 157V156H261ZM260 157V158H261ZM53 158V157H52ZM58 158V157H57ZM119 157H117L116 159H118ZM124 158V157H123ZM141 158H144L141 159ZM80 159V157H79ZM78 159V160H79ZM102 159H100L102 161ZM141 159V161H140ZM238 159V158H237ZM259 159V158H258ZM43 160V162L41 161ZM55 160V159H54ZM61 160V159H60ZM90 160V159H89ZM98 160V159H97ZM96 160V161H97ZM114 160V159H113ZM119 160V159H118ZM143 160V161H142ZM51 161V159H50ZM53 161V160H52ZM75 161V160H74ZM109 161V159L107 160ZM112 161V160H111ZM133 161H136V160H133ZM158 161V160H157ZM222 161V160H221ZM246 161V160H245ZM55 162V161H54ZM82 162V161H81ZM103 163H105L104 161H102ZM115 162V160H114ZM117 162V161H116ZM120 162V161H119ZM123 162V161H122ZM121 162V163H122ZM235 163V161H233ZM237 162V161H236ZM260 162V161H259ZM21 163V162H20ZM21 163V164H22ZM86 163V162H85ZM99 163V162H98ZM109 163V162H108ZM154 163V162H152ZM164 163V162H163ZM177 163V161H176ZM182 163V162H181ZM19 164V163H18ZM53 164V165H51ZM102 164V163H101ZM119 165V163H117ZM123 164V165H125ZM152 165V168H151V165ZM122 165V164H121ZM159 165V164H158ZM235 165V164H234ZM237 165V164H236ZM245 165V164H244ZM21 166V167H22ZM108 165L106 164V167ZM114 166V164L112 165ZM127 166V164H126ZM168 166V165H167ZM177 166V165H176ZM179 166V164H178ZM111 167V165L109 166ZM108 167V169H109ZM173 167V166H172ZM181 167V166H179ZM235 167V166H234ZM1 168V167H0ZM177 168V167H176ZM175 168V169H176ZM241 168V167H240ZM238 168V170L240 169ZM249 168V167H248ZM159 169V170H158ZM161 169V170H160ZM164 171H163V170ZM170 169H173V168H170ZM112 170V169H111ZM245 170V169H244ZM1 171V170H0ZM116 171V172H115ZM88 172V171H87ZM90 172V171H89ZM92 172V171H91ZM105 172L107 174H105ZM166 172V173H165ZM244 172V171H243ZM255 172V171H254ZM2 173V176L4 175L3 172ZM0 173V175H1ZM23 174L21 176V174ZM117 173V174H116ZM184 173V172H183ZM189 173V172H188ZM240 173V172H239ZM245 173V172H244ZM250 173V172H249ZM259 174V173H258ZM101 175V176H100ZM179 175V174H178ZM216 175V174H215ZM0 176V178L2 177ZM5 176V175H4ZM7 176H8V173H7ZM10 176L8 177V179L10 180ZM28 177V178H27ZM97 177V176H96ZM186 177H190V176H186ZM194 177V176H193ZM192 177V178H193ZM216 177V176H215ZM6 178V177H5ZM5 178H2V179H5ZM85 178V179H84ZM93 178V176H92ZM91 178V179H92ZM179 178H177L176 180H180ZM183 178H185L183 176ZM182 178V180H184ZM217 178V177H216ZM221 178V177H220ZM253 178V177H252ZM18 179V178H17ZM52 179V180H53ZM84 179V180H83ZM190 179V178H188ZM187 179V180H188ZM256 179V178H255ZM259 179V178H258ZM12 180V179H11ZM33 180V181H34ZM54 180V181H55ZM86 180V181H87ZM191 180V179H190ZM189 180V181H190ZM36 181V180H35ZM80 181V182H79ZM92 181V180H91ZM174 181V183H172ZM194 181V179L192 180ZM200 181V180H199ZM247 181V180H246ZM251 181V180H250ZM249 181V182H250ZM16 182H18L16 180ZM88 182V181H87ZM99 184H98V183ZM111 182H114L113 185H111L110 183ZM177 182V183H175ZM186 182V181H185ZM191 182V181H190ZM263 182V181H262ZM2 183V182H1ZM193 183V182H192ZM170 184H178L177 185V188L174 189L176 186L173 185V187L170 186ZM252 184V182H251ZM250 184V185H251ZM16 185V184H15ZM14 185V186H15ZM86 185V184H85ZM84 185V186H85ZM169 185V186H168ZM193 185V184H192ZM254 185V184H252ZM9 186V185H8ZM10 186H13L12 184ZM13 186V187H14ZM81 186V185H80ZM83 186V187H84ZM92 186V185H91ZM263 186V185H262ZM6 187V186H5ZM17 187V186H16ZM76 187V186H75ZM73 187V188H75ZM79 187V186H78ZM82 187V188H83ZM87 187V186H86ZM90 187V186H89ZM88 187V188H89ZM166 187V189H165ZM168 187L174 192H177L175 190L177 189H180L178 191H180L179 193H175L174 195L171 194V196L169 195H166V199L162 196H159L161 195V193H164V191L168 189ZM12 188V187H10ZM72 188V189H73ZM77 188V187H76ZM81 188V187H80ZM80 188H77V189H80ZM85 188V187H84ZM173 188V189H172ZM253 191V187H251ZM255 188V187H254ZM8 189V187H7ZM15 189V187H14ZM61 189V188H60ZM71 189V191H72ZM86 189V188H85ZM198 189V188H197ZM207 189V188H206ZM205 189V190H206ZM257 189V188H256ZM255 189V190H256ZM11 190V189H10ZM18 189H16L17 191ZM84 190V189H82ZM196 190V189H195ZM204 190V191H205ZM254 190V191H255ZM55 192V190H53ZM70 191V192H71ZM75 191V190H74ZM170 191V190H168ZM200 191V189H199ZM250 191V192H251ZM12 192V190L10 191ZM54 192H50V193H53ZM57 192H59V194L61 193L60 191L57 190ZM56 192V193H57ZM95 192V191H94ZM173 192V193H174ZM195 192V191H194ZM198 192V191H196ZM256 192V191H255ZM260 192H262V190H260ZM48 193V194H50ZM54 194V195H57V194ZM97 193V192H96ZM100 193V192H99ZM100 193V194H101ZM168 193V192H167ZM201 193V192H200ZM206 193V192H205ZM211 193V192H210ZM213 194V193H212ZM252 194V193H251ZM46 196H48L47 194H45ZM63 195V198L64 196ZM91 195V194H90ZM163 195V194H162ZM200 194H198L199 196ZM83 196V195H82ZM88 196V195H87ZM100 196V195H99ZM102 196V195H101ZM100 196V197H101ZM161 197V199L159 198H156L155 197ZM207 196V195H205ZM211 196V195H210ZM258 198H260V201H262V210L258 213V219L261 221L262 223V226H261V230L257 232V234L255 235L258 236L257 238L254 237V240L250 241V238H248L250 235L248 236H245V234L242 232L241 235L242 237L237 239L239 242V247H240V243L244 246H247L246 248L249 247V251L252 253H254V256L252 258H238L240 259L242 262V260L244 259V261L242 262L243 264H264V192L262 193H258L257 195ZM41 197V196H40ZM50 197V195L48 196ZM62 197V196H61ZM86 197V196H85ZM215 197V196H214ZM53 198V197H52ZM66 198V197H65ZM84 198V196H83ZM107 198V197H105ZM195 198V197H194ZM193 198V199H194ZM203 198V197H202ZM54 199V198H53ZM52 199V201H53ZM78 199V198H77ZM103 199V197H102ZM110 199V200H111ZM112 199V200H113ZM158 199V200H157ZM198 200V198L196 197L194 200ZM207 199V198H206ZM216 199V198H215ZM50 200V199H49ZM48 200V202H49ZM55 200V199H54ZM61 200V199H59ZM106 200V199H105ZM109 200V199H108ZM189 200V201H188ZM201 200V199H200ZM204 200V199H203ZM56 201V200H55ZM82 201V200H81ZM107 201V200H106ZM196 201V202H197ZM214 201V200H213ZM189 202V203H188ZM195 202V201H194ZM201 202V201H200ZM204 202V201H203ZM210 202V201H209ZM212 202V201H211ZM216 202V201H214ZM242 202V201H240ZM40 205H37L36 208L38 207V210L40 213H35L34 215L37 216V215H40L43 213L44 214V211L42 212V210L44 209V205H45V199L41 202H39ZM51 203V202H49ZM56 203V202H55ZM71 203V202H70ZM74 203V202H73ZM85 203V202H83ZM82 203V204H83ZM88 203V202H87ZM112 203V202H111ZM141 203H143V206L141 207ZM145 203V204H144ZM237 203V201H236ZM62 204V202L60 203V205ZM106 204V203H104ZM103 204V205H104ZM108 204V203H107ZM106 204V206H107ZM197 204V203H196ZM195 204V205H196ZM202 204V203H201ZM209 204V203H208ZM214 204V203H213ZM227 204V203H226ZM36 205V204H35ZM50 205V204H49ZM53 205V203H52ZM75 205V204H74ZM87 205V204H86ZM91 205V204H90ZM136 205H139L136 207ZM191 205V204H190ZM193 205V204H192ZM205 205V204H204ZM252 205V204H251ZM249 205V206H251ZM29 206V205H28ZM48 205H46L47 207ZM55 206V205H54ZM58 206V204H57ZM88 206V205H87ZM95 206V205H94ZM98 206V204H97ZM96 206V207H97ZM211 206V204H210ZM214 206V205H213ZM223 206V205H222ZM226 206V205H225ZM248 206V207H249ZM32 207V206H31ZM34 207V206H33ZM109 207V206H108ZM139 207V209H138ZM192 207V206H191ZM195 207V206H194ZM194 207L192 209H194ZM197 207V206H196ZM199 207V206H198ZM205 207V206H203ZM212 207V206H211ZM242 207V206H241ZM27 208V207H26ZM52 208V207H51ZM75 208V207H74ZM77 208V207H76ZM80 208V207H78ZM207 208V207H206ZM220 208V207H218ZM217 208V210H218ZM238 208V207H237ZM246 208V207H245ZM251 209L253 207H250ZM248 208V209H250ZM256 208V207H255ZM29 209V207H28ZM49 209V207H48ZM94 209V208H93ZM180 209V210H179ZM205 209V208H204ZM203 209V211H204ZM209 209V207H208ZM213 209V207H212ZM241 209V208H240ZM258 209V208H257ZM21 210V209H20ZM37 210V212H38ZM99 210H102V209H99ZM106 210V209H105ZM109 210V209H108ZM227 209H225L226 211ZM254 210V208H253ZM25 211V209H24ZM79 211V210H78ZM115 211V212H114ZM136 211V212H135ZM212 211V210H211ZM235 211V210H234ZM243 210H240L241 213ZM251 211V210H250ZM33 212V210H32ZM35 212V211H34ZM33 212V213H34ZM49 212V211H48ZM105 212V211H104ZM104 212L102 210V213L104 215ZM200 212V211H199ZM198 212V213H199ZM214 212V211H213ZM237 212V211H236ZM238 212L237 213V217H242L241 216V213ZM253 212V211H251ZM256 214V211H254ZM74 213V212H73ZM112 213V214H113ZM189 213V212H188ZM193 213V211H192ZM191 213V214H192ZM207 214L206 215H210L211 214H208V211L206 212ZM210 213V212H209ZM249 213V212H247ZM29 214V212H28ZM27 214V216H28ZM49 214V213H48ZM64 214V213H62ZM67 214H70L67 212ZM67 214H65L67 216ZM76 214V213H75ZM80 214V213H79ZM95 214V213H94ZM109 214V213H107ZM144 214V215H143ZM213 214H216V213H213ZM220 214V213H219ZM223 214V213H222ZM225 214V213H224ZM244 214V213H243ZM254 214L252 215V217L254 216ZM60 215V214H59ZM74 215V214H73ZM77 215V214H76ZM97 215H98V212H97ZM101 211H100V215H98L99 217L101 216ZM102 215V216H103ZM133 215V214H132ZM179 215V217L177 216ZM200 215V214H198ZM257 215V214H256ZM255 215V216H256ZM30 216V215H29ZM28 216V217H29ZM46 216V215H45ZM71 215H69L70 217ZM110 216V215H109ZM129 216V215H127ZM140 216V215H139ZM151 216V218L149 217ZM153 216V217H152ZM177 219H175L176 217ZM187 216V215H185ZM190 215H188L189 217ZM193 216V215H192ZM191 216V217H192ZM221 216V214H220ZM250 216V215H249ZM62 217V216H61ZM76 217V216H75ZM98 217V218H99ZM111 217V216H110ZM109 217V218H110ZM121 217V218H122ZM131 217V216H130ZM128 220H132V218H130ZM133 217V218H134ZM149 219H148V218ZM190 217V218H191ZM202 217V216H200ZM207 217V216H206ZM209 217V216H208ZM219 217V216H218ZM217 217V218H218ZM225 217V216H224ZM17 218V217H15ZM26 218V217H25ZM41 218V217H40ZM66 218V217H65ZM72 218V217H70ZM74 218V217H73ZM77 218V217H76ZM74 218V219H76ZM102 218V217H101ZM108 218V217H107ZM106 218V219H107ZM136 218H138L136 216ZM136 218H134L133 220L136 221ZM144 218V219H145ZM182 218V217H181ZM186 219H188L187 217H185ZM194 218V217H193ZM199 218V217H198ZM223 218V217H222ZM239 218V219H240ZM20 219V218H19ZM31 219V218H30ZM37 219V218H36ZM79 219V218H78ZM78 219H76L78 221ZM96 219V218H95ZM100 219V218H99ZM104 219V217H103ZM125 219V218H124ZM122 219V220H124ZM140 219V217H139ZM138 219V220H139ZM143 219V220H144ZM174 219V220H173ZM192 219V218H191ZM205 219V218H204ZM245 219V218H244ZM68 220V219H67ZM82 220V219H81ZM93 220V219H92ZM137 220V221H138ZM176 220V221H175ZM183 220V219H182ZM206 220V219H205ZM211 220V219H209ZM236 220V219H234ZM9 221V220H8ZM12 221V220H11ZM18 221V220H17ZM69 221V220H68ZM72 221V220H71ZM70 221V222H71ZM74 221V220H73ZM73 221H72V224H73ZM96 221V220H95ZM137 221L136 223H133V228H139L141 227L142 223L140 224L138 221L139 224H137ZM142 221V220H141ZM193 221V220H192ZM197 221V220H196ZM203 221V220H202ZM226 221V220H225ZM229 221V220H228ZM227 221V222H228ZM76 222V221H75ZM74 222V223H75ZM98 222V220H97ZM106 222V221H105ZM123 222V221H122ZM175 222V223H174ZM180 222V221H179ZM182 222V221H181ZM186 222V221H185ZM200 222V221H199ZM204 222V221H203ZM221 222V221H220ZM219 222V223H220ZM226 222V223H227ZM258 222V221H257ZM12 223V222H11ZM14 223V222H13ZM16 223V222H15ZM79 223V222H78ZM77 222L75 224H78ZM124 223H127V221ZM130 222H128V226L130 227L131 224H129ZM192 223V222H191ZM195 223V221H194ZM205 223H211V222H206ZM216 223V222H215ZM237 223V222H236ZM9 224V223H8ZM70 224V223H69ZM81 226H82V223H80ZM152 224V225H151ZM154 224V225H153ZM197 224V223H196ZM222 224V222H221ZM234 224V223H233ZM5 225V223H4ZM16 225V224H15ZM71 225V224H70ZM69 225V226H70ZM79 225V224H78ZM126 225V224H125ZM182 225V224H181ZM191 225V224H190ZM195 225V224H194ZM198 225V224H197ZM199 225H203L199 223ZM206 225V224H205ZM219 225V224H218ZM232 225V224H231ZM260 225V224H259ZM74 226V225H73ZM81 226H78V227H81ZM127 226V225H126ZM180 226V225H179ZM192 226V225H191ZM200 226V227H201ZM214 226V225H213ZM228 226V225H227ZM77 225H75L74 228H78ZM178 227V226H177ZM188 227V226H187ZM212 227V226H211ZM240 227V226H239ZM71 228H73L71 226ZM85 228V226H84ZM131 228V227H130ZM190 228V227H189ZM192 228V227H191ZM199 228V227H198ZM205 228V227H204ZM207 228V227H206ZM231 228V226H230ZM232 228H234L232 226ZM236 228V226H235ZM245 228V227H244ZM251 228V227H249ZM254 228V227H252ZM70 229V228H69ZM187 229V228H186ZM149 230V229H148ZM167 230V229H166ZM177 230V229H176ZM187 231V230H186ZM238 231V230H237ZM243 231V230H242ZM150 232V230H149ZM152 232V231H151ZM163 232V231H162ZM162 232H159V234H161ZM165 232V231H164ZM188 232V231H187ZM186 232V233H187ZM200 232V231H199ZM148 233V232H147ZM198 233V232H197ZM236 233V232H235ZM157 234V232H156ZM155 234V235H156ZM168 234V233H167ZM166 234V235H167ZM178 234V233H177ZM174 235L175 236H178V235ZM202 234V233H201ZM191 235V234H190ZM198 235V234H197ZM200 235V233H199ZM239 235V234H238ZM153 236V235H152ZM157 236H160V235H157ZM163 239L161 240H164V235L162 234L161 235ZM183 236V235H182ZM195 236V235H194ZM254 236V235H253ZM154 237V236H153ZM156 237V236H155ZM154 237V238H155ZM187 237V236H186ZM199 237V236H198ZM239 236H237L238 238ZM166 238V236H165ZM178 238V237H177ZM191 238V237H190ZM153 239V238H152ZM173 239V237L171 238V240ZM193 239V238H192ZM235 239V238H233ZM167 240V239H165ZM176 240V239H175ZM179 240V238H178ZM195 240V239H194ZM228 240V239H227ZM231 240V239H230ZM232 241L233 243L236 241ZM173 241V240H172ZM171 241V242H172ZM181 241V240H180ZM183 241V240H182ZM163 242V241H162ZM165 242V241H164ZM168 242V241H167ZM178 242V241H177ZM222 242H225V241H222ZM149 243V242H148ZM147 243V244H148ZM166 243V242H165ZM170 243V242H169ZM183 243V242H182ZM181 243V244H182ZM237 243V244H238ZM180 244V243H179ZM185 244V243H184ZM187 244V243H186ZM230 244V243H229ZM155 245V244H154ZM156 245H157V242H156ZM167 245V244H165ZM188 245V244H187ZM222 245V244H220ZM226 246V244H224ZM228 245V244H227ZM93 246V245H92ZM151 246V245H150ZM160 246V245H159ZM164 246V245H163ZM175 246V245H173ZM184 245H182L183 247ZM190 246V244H189ZM153 247V246H152ZM157 247V246H156ZM165 247V246H164ZM171 247V246H169ZM177 248V244L175 246ZM181 247V248H182ZM186 247V245H185ZM188 247V246H187ZM192 247V246H191ZM102 248V247H100ZM149 248V247H148ZM197 248V247H195ZM97 250V248H94ZM163 249V248H162ZM192 249V248H191ZM171 250V249H170ZM194 250V249H193ZM95 251V250H94ZM101 250H98V253H101L99 252ZM185 251V250H184ZM197 250H195L196 252ZM243 251V250H242ZM137 252V251H136ZM140 252V251H139ZM160 252V251H158ZM165 252V251H164ZM176 252V251H175ZM180 252V251H179ZM186 252V251H185ZM184 252V253H185ZM246 252V251H245ZM105 253V252H104ZM183 253V254H184ZM193 253V251L191 252ZM244 253V252H243ZM189 254V253H188ZM187 254V255H188ZM195 254V253H194ZM193 254V255H194ZM80 255V254H79ZM175 255V254H174ZM241 255H242V252H241ZM244 255V254H243ZM76 256V255H75ZM74 256V257H75ZM165 256V255H164ZM198 254H196V258H197ZM250 256V255H249ZM191 257V256H190ZM199 257V256H198ZM70 258V257H69ZM73 258V257H72ZM78 258V257H77ZM80 258V257H79ZM78 258V259H79ZM194 258V257H192ZM76 259V262H79V260ZM163 259V258H162ZM177 259V258H176ZM191 259V258H190ZM195 259V258H194ZM200 259V258H199ZM74 260V259H73ZM188 260V259H187ZM193 260V259H192ZM237 260V258H236ZM83 261V260H82ZM180 261V260H179ZM183 261V260H182ZM196 261H198V258L196 259ZM239 261V260H238ZM76 262H74L76 264ZM163 262V261H162ZM187 262V261H186ZM191 262V261H190ZM200 262V261H199ZM198 262V263H199ZM80 263V262H79ZM177 263V262H175ZM196 263V262H195ZM202 263V262H201ZM241 263V264H242ZM144 264V263H143ZM174 264V263H173ZM179 264V263H177ZM185 264V263H184ZM204 264V263H202ZM237 264H240L237 262Z\"/></svg>","mask_w":264,"mask_h":264}]
</instances>
